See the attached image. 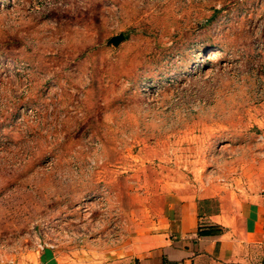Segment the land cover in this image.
<instances>
[{"label": "rangeland", "instance_id": "1", "mask_svg": "<svg viewBox=\"0 0 264 264\" xmlns=\"http://www.w3.org/2000/svg\"><path fill=\"white\" fill-rule=\"evenodd\" d=\"M263 139L264 0H0V264H85L133 184L256 181Z\"/></svg>", "mask_w": 264, "mask_h": 264}, {"label": "crops", "instance_id": "2", "mask_svg": "<svg viewBox=\"0 0 264 264\" xmlns=\"http://www.w3.org/2000/svg\"><path fill=\"white\" fill-rule=\"evenodd\" d=\"M257 172L133 184L117 244L89 243L85 264H264V162Z\"/></svg>", "mask_w": 264, "mask_h": 264}, {"label": "water", "instance_id": "3", "mask_svg": "<svg viewBox=\"0 0 264 264\" xmlns=\"http://www.w3.org/2000/svg\"><path fill=\"white\" fill-rule=\"evenodd\" d=\"M123 38H124L123 34H118L116 36L111 37L108 42L112 44H117Z\"/></svg>", "mask_w": 264, "mask_h": 264}, {"label": "bare ground", "instance_id": "4", "mask_svg": "<svg viewBox=\"0 0 264 264\" xmlns=\"http://www.w3.org/2000/svg\"><path fill=\"white\" fill-rule=\"evenodd\" d=\"M214 51H211L210 53H213Z\"/></svg>", "mask_w": 264, "mask_h": 264}, {"label": "trees", "instance_id": "5", "mask_svg": "<svg viewBox=\"0 0 264 264\" xmlns=\"http://www.w3.org/2000/svg\"><path fill=\"white\" fill-rule=\"evenodd\" d=\"M199 233H201V232L199 231Z\"/></svg>", "mask_w": 264, "mask_h": 264}]
</instances>
